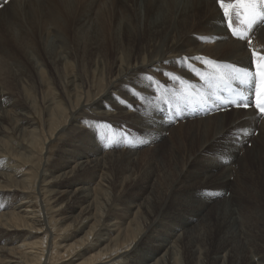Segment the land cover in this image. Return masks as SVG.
<instances>
[{
    "label": "bare ground",
    "instance_id": "1",
    "mask_svg": "<svg viewBox=\"0 0 264 264\" xmlns=\"http://www.w3.org/2000/svg\"><path fill=\"white\" fill-rule=\"evenodd\" d=\"M38 1L41 0H12L0 9V84L9 85V82L23 79L22 83H25L34 78L33 74L28 75L30 72L17 70L15 63L21 65L24 61L13 53L11 44L15 41L16 48L25 52L29 62L27 51L36 50L40 43L29 29L36 20L27 15V23H22L23 31L16 32L12 21L19 18L24 4ZM216 1L117 0L120 11L110 18L113 23H118L119 28L116 23L114 29L127 39L123 38V42L115 45L112 57L104 53L96 36L89 50L91 55H102L108 62L105 93L85 98L84 92H79L67 123L54 119L50 124V137L40 142L43 145L54 138L59 139L69 129L81 135L74 152L62 150L50 168L47 164L44 166L43 179L36 193L43 202V212L41 208L36 209L40 205H35L27 186L35 176L15 168L12 161L19 160L17 155L7 156L0 152V264H61L67 257L65 254L95 234L96 225L100 223L96 215L97 198H101L96 196L105 186L114 190V202L119 197L118 205L122 201L128 213L137 208L136 213L141 211L147 216V232L141 234L140 240L136 237L131 240V243L136 242L130 243L132 248L127 246L128 255L154 257L143 261L133 259L134 264H174L172 257L176 256V246L182 247L189 262L193 256L204 254L209 256L211 264H264V119L259 121L253 110H231L188 121L193 126L189 129L196 130L193 135L194 139L195 136L199 138L198 146L184 141L180 145H163L164 135L168 131L171 133L173 128L164 121L162 110V103L177 86L173 78L185 77V81L191 82L190 73L183 65H178V61L183 62L181 56L204 54L225 61L249 60L245 42L229 37ZM65 2L64 9L70 11L73 1ZM52 19L55 31H59V17ZM87 19H92V12L82 14L77 21L80 24ZM79 31L88 34L83 27ZM40 35L45 39L43 33ZM198 37L219 39L215 43H205ZM255 45L264 50V27L258 29ZM77 50L71 54L75 58L79 57ZM64 61L66 66L67 61L60 57V66ZM35 73L37 80L43 82L40 70L36 68ZM68 77L71 92L75 87L78 91L80 76L70 72ZM26 103L14 98L10 89L1 88L0 132L9 112L17 111L20 123L14 120L22 131L36 125L26 113ZM54 108L56 113L64 110L60 105ZM133 108L136 111H132ZM31 110L32 106H29ZM105 127L107 130L102 135L100 131ZM256 129L260 130L258 136L248 134ZM32 132L30 129L28 133ZM124 133L129 141L134 138L133 146L125 143ZM39 138H34L35 145L36 140L41 141ZM147 141L151 152L141 155ZM248 142L253 143L251 149L246 146ZM109 205L116 214L114 211L118 206L112 202ZM56 208L64 209L61 217L56 218V213H52L59 210ZM169 222L178 225L173 232L159 229ZM59 223L63 227L59 228ZM76 225H83V228L69 235L70 239L65 237L71 242L62 245L57 240L59 235ZM114 239L103 238L92 247L87 246L85 255L99 249L82 255L77 264H105L109 260H104L103 256L111 249ZM142 247L147 252L141 253ZM238 256L244 258L240 260Z\"/></svg>",
    "mask_w": 264,
    "mask_h": 264
},
{
    "label": "rangeland",
    "instance_id": "2",
    "mask_svg": "<svg viewBox=\"0 0 264 264\" xmlns=\"http://www.w3.org/2000/svg\"><path fill=\"white\" fill-rule=\"evenodd\" d=\"M72 1L75 2L76 4L73 2L71 3L72 9H70V11H67L64 9V7L67 4L65 2V0H46V1L41 0V1L35 2V4H27V5L24 4L23 5L24 10L21 13V15L19 16V18L17 17L12 21L14 23V24H12V27L15 30V32L16 31H23L22 29H24V28L22 26V23H27V21H28L27 15H30L36 21H34V23L31 25V27H29V29L31 30L32 35H35L37 37V39H39L38 42H40V43L38 44V48L36 50L32 49V50L27 51V54H29L28 57L30 56L29 62L26 61L25 52L22 49H20L19 47H18V49L16 48V43L13 39L12 40L14 41V43H12L11 45L14 47L13 53L15 52L14 54L21 56L23 61H24V63L21 65H19L18 63H15L16 68H18L17 70L19 72H23V73L30 72V74H28V75L33 74L34 78L28 80V82L25 81V83H22V81H24V79H23L19 82H18V80L13 81V82H9V85L7 83L0 84V90L2 87L4 89L8 88L12 91L14 98L18 99L20 102H22V104H25V102H27L26 107H28V109H27L26 113H29V116H30L32 122L35 121L34 123H36V125L35 124L32 125L33 127L30 126L28 128V130L22 131L16 126V124H17L16 121L19 122L18 115L16 113L17 111H15L13 113L9 112L8 113L9 116L5 117L6 120L4 121V123H2V125L3 124L4 125H3L2 131L0 132V150H1L0 152H2L3 154H5L7 156L17 155L15 157H17L19 160L12 161L13 164H16L15 168L19 167L20 169L18 168V171H25L28 173L27 175L35 176V179L33 178V179L28 181L30 184L28 183L27 186H29V190L31 191L30 196L36 202L35 205L36 206L40 205V206L36 207V209L41 208L40 210L42 212H43V208L41 206L43 205V202H42V200H40L39 193L38 194H36V193L38 192L39 185L41 184V180L43 179L45 164H47L48 167L50 168L52 166L51 164H54L56 162V160L58 158V154H61L62 150H70L69 153L74 152L75 144L79 143V140L81 139V135L79 132H75V131H73V129H69V130L65 131L64 133H62L59 139L54 138V140L48 141L47 144H45L46 143L45 142L43 145H41L40 142L43 143L44 141H46V139L48 140V138L50 137V133H51L50 124L52 123V121L54 119L60 120L62 122V124L67 123L66 122L67 119H69V117H71L70 116L71 115V109L73 107H75L74 105L77 102L76 101V99H77L76 95H78L79 92L83 91L84 97L90 96V98L96 97L99 94L102 95V92L105 93L104 89L106 87V72L108 71V67H106V63H108V62L105 61V58L102 55L97 56V54L91 55L89 53L90 44H91V42H93V39H95L94 37L95 36L99 37L100 45H101L104 53H106L108 55V57H112L113 54L115 53L114 47L116 44H118L120 41L123 42V38L127 39L126 35L121 34L117 30L114 29V26L117 22L113 23L111 18H110L113 13H118L120 11V6H119V3L117 2V0H72ZM90 12H92V19L91 20H89V19L83 20L79 24V21H77V20H79L80 16L82 14H87ZM54 16L59 17V22H60V24L58 25L59 31H55V29H54L55 26H54L53 19H52V17H54ZM46 25H48L49 27ZM111 26H112V29H110ZM82 27L85 31L87 29L88 34L83 33L84 31L78 32L79 29L82 31ZM117 27L119 28L118 23H117ZM0 28H2V27H0ZM44 30H45V32H44ZM40 33L44 34L45 39H41ZM75 50L78 51V54H79L78 58H75L71 55ZM60 57H62L63 59H65L67 61L66 66H65V61H64L63 65L60 66V64L58 63L60 61ZM36 68L39 69L40 72L42 73V76H41V74H40V76H41V80H44L43 82H41L40 80H37L39 78L37 77V75L35 73ZM61 70H62V72H61ZM58 71L61 73H58ZM70 72H71V74L73 73L74 75L80 76V79H78V81H77L78 82L77 83L78 84V86H77L78 91L76 90V87H75V89L72 90V92H71L70 84L68 83V79H69L68 75L70 74ZM16 75H18V74H16ZM0 79H1V74H0ZM50 83H51V85H50ZM10 84H12L11 85L12 87L10 86ZM74 85H71V88H73ZM81 85L83 88H81ZM48 94L50 95V99L52 102L50 101ZM87 97H85V98H87ZM47 102H48V104H47ZM57 105H60L61 107H63V109H64L63 112L59 113V111H57V113H56V109L54 107H56ZM29 106H32L31 111H29ZM48 106H49V108H46ZM132 111H136V110H134V108H133ZM19 117H20V115H19ZM14 123H15V125H14ZM191 125H192L191 122L190 123L187 122L181 126H172L173 128L171 130V133L168 131V132H166V134L163 137V140L165 142L163 145L164 146L165 145L170 146V145H172V143L175 145H180L181 142L184 141L185 143L190 142L189 144L193 147L198 146L199 145V138L195 136V139H194L193 133H196V130L191 131L189 129L190 127H193ZM13 127H15V128H13ZM30 129L33 131L32 133H28V132H30ZM38 130H39V132H38ZM106 130H107V128L105 127L103 130L100 131V133L103 135V134H105L104 132ZM26 132L28 133V136H27ZM170 134H172V136ZM182 134H184V135L182 136ZM34 138H39L41 141L36 140V145H35L33 143V141H35ZM181 138H184V139L182 140ZM192 139H193V141H192ZM17 142H19L21 144V146ZM147 142H148V144L146 145V147L148 146V148L145 147V149H143V152L141 153V155H146V154H149L151 152V148H149L150 142L149 141H147ZM8 143H10V144H8ZM99 144L101 146L100 142H99ZM24 145L27 147H25ZM246 146L251 149L253 146V143L248 142V144H246ZM18 147H20V149ZM30 150H31V152H30ZM43 150H44V152H43ZM24 155H26L27 157ZM50 161H52V163ZM42 165H43V167H42ZM42 168H43V170H41ZM11 172H12L11 174L13 175L14 174L13 171H11ZM47 173H48V171H47ZM15 176H17V175L15 174ZM40 176H42V177H40ZM95 183H93L94 186L96 185ZM101 188L102 189L100 190L101 191L100 194H98L96 196V197H101V198H97L98 199V208L96 210V212H97L96 215L100 220V223L96 225L95 230L97 232L95 231L94 232L95 234L92 235L93 237L89 236L90 239L86 240L83 244H80L79 247H77L75 250L69 252V254H67V255L65 254L64 256H67V257H65L60 263L61 264H77L79 262L80 258H82V255L87 256V254L89 255V254L93 253L96 249H93V251L90 253H86V255L83 252H86L89 247H92L93 245L97 244V241L100 239H103V238H104V240L108 239L107 241H109L112 238H115L111 242L112 243L111 249L106 252V255L103 256L104 260H109L105 264H123V263L124 264H134L133 259L136 260V258H137L136 261H143V260H147L149 258L154 257V256H137L135 258V256L132 257V256L128 255L129 251H128L127 246L132 248L133 247L132 245L136 242V241H134L133 243H131L134 240V238L136 237V238H138L137 240H140L139 238H140L141 234L147 230V227L145 226V224H147L146 223L147 222L146 214H144L141 211L139 213H136L135 211L137 208L133 209L132 212L128 213V211L126 209V205L122 201L120 202V205H118L117 202L120 201L119 197H117V200H119V201L116 200V203L114 202V198H116V196L114 194V190L111 189V187L108 188L107 186H105V187H101ZM111 198H113V199H111ZM107 199H109V200H107ZM99 200L101 201V205H99L100 204ZM111 202L114 204L115 207L118 206L117 207L118 209L116 208L115 209L116 211H114V212H117L119 214H117V213L115 214L112 212L114 209H112L111 208L112 206L110 207V205H109V204H111ZM124 205H125V208H124ZM115 207H113V208H115ZM120 208L123 210H121ZM56 209H59V210L54 211L52 213H54V214L56 213L54 215V216H56V218L61 217L60 214H62V211L64 209L63 208H61V209L56 208ZM112 214H114V217ZM106 216L110 220L113 221L112 224H111L110 220H105V218L108 219ZM117 220L119 222H117ZM108 222H110V223H108ZM115 222H117L118 225ZM68 223H66V224H68ZM131 223H133V224H131ZM169 223L170 224H166L163 226L161 225L159 227V229H161V230L166 229V231L173 232L174 228L176 229V227H178L177 224L174 225L172 222H169ZM61 224L62 223H59V228L63 227V225H61ZM109 224H111V225L109 226ZM100 225H101V227H100ZM104 226L108 227V230H106V227L104 229ZM127 226H129V227H127ZM131 226L134 228H130ZM119 227H121V228H119ZM75 228L77 230H75ZM81 228H83V225H76L74 228H72L68 231H64L63 234L59 235L60 238L57 240L61 241L62 245H64V243L67 244L68 240L65 237L68 236V239H70L71 236L69 237V235H72V233L75 234V232L79 231ZM102 228H103V230H102ZM112 228H113V231H111ZM87 229L88 228H85V230H87ZM45 230H46V226L44 227L43 231H45ZM85 230H84V232H85ZM122 231L123 232L128 231L129 234L125 233V232L123 233ZM178 231L180 232V230H178ZM136 234L138 235V237ZM80 236L81 235H79V237ZM119 236H121V237H119ZM87 237H88V235H87ZM49 238H48V241H49ZM75 239H77V238H75ZM126 239L130 240V241L128 242ZM69 242H71V241H69ZM105 243L106 242H104V244ZM128 243L129 244L131 243L132 245L131 244L129 245ZM85 244H87V245H85ZM81 246H83V247H81ZM87 246H88V248H86ZM102 246H104V245L101 244V247ZM176 247H177L176 248V252H177L176 256L172 257V261L174 260V264H193V263L194 264H211V262L209 261V258H208L209 256H204V254L201 256H193L192 261L189 262L188 257L184 256V251H183L182 247L181 246L180 247L176 246ZM79 248H81V249H79ZM131 248H129V249H131ZM116 249L118 250V252ZM140 249H141L140 250L141 253L147 252V251H145L144 247H142ZM121 254H123V255H121ZM147 254L149 255L150 253H147ZM110 255H112V256H110ZM129 257H131V258H129ZM236 257L237 256H235L234 258H236ZM238 257L240 258V260H241V258H244V256H238ZM160 264H164V263L162 262Z\"/></svg>",
    "mask_w": 264,
    "mask_h": 264
},
{
    "label": "snow or ice",
    "instance_id": "3",
    "mask_svg": "<svg viewBox=\"0 0 264 264\" xmlns=\"http://www.w3.org/2000/svg\"><path fill=\"white\" fill-rule=\"evenodd\" d=\"M257 0H251V3L253 5V7L255 6ZM262 2H264V0H262ZM219 3H220V7L224 10V16L225 17H228L230 16V6L229 5H226L223 3V0H219ZM239 3H240V0H238V3L237 5H235V7H238L239 6ZM229 28L232 27V24L229 23L228 25ZM234 36L237 37V39H240V40H245V42L248 44V46L250 47L251 46V41L248 40V38L246 36H242L240 33L238 32H233L232 33ZM255 53H253V56L255 57ZM257 68L259 69V73H260V76L261 77H264V57H261V59L258 61L257 63ZM244 76H247V73H244ZM237 79H240L239 77H237ZM241 83L244 82V80H240ZM235 103V102H233ZM242 107L244 108H247L249 107L250 105L248 103H242L241 105ZM255 109L262 115H264V90H262L258 95H257V99L255 101Z\"/></svg>",
    "mask_w": 264,
    "mask_h": 264
}]
</instances>
